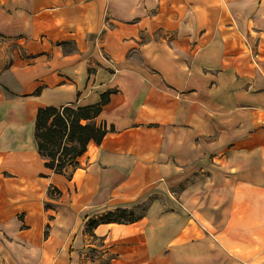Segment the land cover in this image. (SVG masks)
Returning <instances> with one entry per match:
<instances>
[{"label":"crops","instance_id":"1","mask_svg":"<svg viewBox=\"0 0 264 264\" xmlns=\"http://www.w3.org/2000/svg\"><path fill=\"white\" fill-rule=\"evenodd\" d=\"M106 91L102 140L46 168L37 109ZM106 257L264 264V0H0V264Z\"/></svg>","mask_w":264,"mask_h":264},{"label":"trees","instance_id":"2","mask_svg":"<svg viewBox=\"0 0 264 264\" xmlns=\"http://www.w3.org/2000/svg\"><path fill=\"white\" fill-rule=\"evenodd\" d=\"M110 92L101 94L96 103L85 106H42L36 111L34 137L44 166L61 173L68 164L75 166L76 158L85 150L89 141L99 143L106 133L104 125L94 121L102 106L108 102ZM56 190L49 189L52 194ZM142 216L134 209L116 208L105 212L96 219H89L86 231L92 235L91 228L99 222H132ZM109 264V262H107Z\"/></svg>","mask_w":264,"mask_h":264},{"label":"rangeland","instance_id":"3","mask_svg":"<svg viewBox=\"0 0 264 264\" xmlns=\"http://www.w3.org/2000/svg\"><path fill=\"white\" fill-rule=\"evenodd\" d=\"M53 193H55V192H53ZM47 207H49L48 204H46V208ZM133 209H134V213L136 215L140 214L141 212L143 214L145 212V210H146V208L144 207V205L134 206ZM90 255H91L90 257L93 259L94 254H90ZM107 259H108V257L104 258V262L105 263L108 262ZM104 262L102 261L101 263H104Z\"/></svg>","mask_w":264,"mask_h":264}]
</instances>
